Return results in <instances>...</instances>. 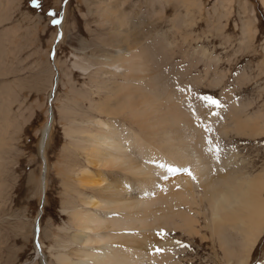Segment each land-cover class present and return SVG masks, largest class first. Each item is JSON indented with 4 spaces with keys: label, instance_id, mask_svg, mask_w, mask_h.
Here are the masks:
<instances>
[{
    "label": "rangeland",
    "instance_id": "rangeland-1",
    "mask_svg": "<svg viewBox=\"0 0 264 264\" xmlns=\"http://www.w3.org/2000/svg\"><path fill=\"white\" fill-rule=\"evenodd\" d=\"M197 1L186 15L187 9L174 0H130L115 14L106 10L108 0H39V6L33 0H0V121L12 123L8 133L0 123L8 137L0 157V264H60L54 256L63 249H50L56 235L69 236L62 228L72 223L77 204L74 181L83 168H90L86 152L69 134L77 122L64 118L65 110L108 119L89 108V99L98 102L107 93L97 90L89 78L95 74L82 66L112 71L116 49L133 45L130 34L139 36L138 46L154 49L153 66L173 90L189 89L190 109L197 118L199 103L214 109L223 105L227 118L232 100L244 106L237 111L242 118L246 113L264 115L263 0ZM62 12L61 26L53 24ZM116 18L125 21L119 35ZM202 49L208 51L206 58L199 57ZM206 96L219 106L208 105L202 99ZM51 105L54 119L44 152L40 142ZM249 133L231 131L220 135L219 143L222 151L237 147L247 169L257 173L264 168V133ZM200 220L205 221L204 215ZM170 235L185 246L176 249L180 264L227 262L211 237L204 240L182 231ZM263 262L264 234L250 264Z\"/></svg>",
    "mask_w": 264,
    "mask_h": 264
},
{
    "label": "bare ground",
    "instance_id": "bare-ground-1",
    "mask_svg": "<svg viewBox=\"0 0 264 264\" xmlns=\"http://www.w3.org/2000/svg\"><path fill=\"white\" fill-rule=\"evenodd\" d=\"M126 1L130 0H108L106 10L114 13ZM174 1L187 9L186 15L199 5L197 0ZM124 26L125 21L116 18L118 35ZM129 38L133 45L116 49L112 71L99 72L90 63L82 66L95 74L89 78L97 90L107 93L98 102L89 99V108L108 119L65 110L64 118L77 122L69 134L86 152L90 168H83L74 181L77 204L72 223L62 228L69 236L56 235L50 251L63 249L54 256L60 264H180L176 249L185 246L170 234L182 231L217 240L226 264H250L264 234V168L257 173L248 170L247 159L237 147L222 151L219 136L231 131L249 136V129L263 134L264 115L246 113L242 118L237 111L245 110L244 106L231 99L227 118L223 105L214 109L200 103L197 118L190 109L189 89L173 90L153 66L154 49L138 46L136 34ZM206 55L208 51L202 49L199 57ZM53 114L50 106V121L40 142L44 152ZM1 122L8 133L12 123ZM209 138L219 146L218 155L207 151ZM6 139L0 126V157ZM160 164L181 171L170 173ZM236 244L242 246L240 251ZM43 246L40 241L39 253L44 255Z\"/></svg>",
    "mask_w": 264,
    "mask_h": 264
},
{
    "label": "snow or ice",
    "instance_id": "snow-or-ice-1",
    "mask_svg": "<svg viewBox=\"0 0 264 264\" xmlns=\"http://www.w3.org/2000/svg\"><path fill=\"white\" fill-rule=\"evenodd\" d=\"M33 4H34V6H39V0H33ZM50 15L55 16L56 13L52 12V13H50ZM52 22H53V24H59L60 23V21L58 19H54ZM202 99L205 100L208 103V105L219 106V102L217 100L213 99L212 97H207L206 96V97H203ZM209 131H211V130L209 129ZM207 144H208L207 151L213 152V153H215L217 155L219 154V151H220L219 146L215 145L213 143V141L211 140V138H209L207 140ZM160 167L161 168H166L167 171L170 172V173H175L177 171H181V169H178V168H175L174 166L166 165V164H160ZM184 171H188V174L191 175L190 170H186L185 169ZM193 179H195V177H193ZM177 243H180V242L178 241ZM157 251H161V250L157 249Z\"/></svg>",
    "mask_w": 264,
    "mask_h": 264
},
{
    "label": "water",
    "instance_id": "water-1",
    "mask_svg": "<svg viewBox=\"0 0 264 264\" xmlns=\"http://www.w3.org/2000/svg\"><path fill=\"white\" fill-rule=\"evenodd\" d=\"M61 18H62V17H61V14H60V20H61Z\"/></svg>",
    "mask_w": 264,
    "mask_h": 264
}]
</instances>
